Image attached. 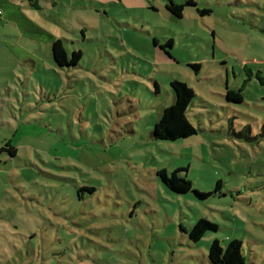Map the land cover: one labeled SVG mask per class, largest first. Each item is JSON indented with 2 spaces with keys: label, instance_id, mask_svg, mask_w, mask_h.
Here are the masks:
<instances>
[{
  "label": "rangeland",
  "instance_id": "rangeland-1",
  "mask_svg": "<svg viewBox=\"0 0 264 264\" xmlns=\"http://www.w3.org/2000/svg\"><path fill=\"white\" fill-rule=\"evenodd\" d=\"M40 1L83 56L50 68L52 33L0 27V146L17 148L0 151V264H212V241L235 238L264 264V0H195L183 17L169 0ZM34 57L44 69L20 64ZM174 79L195 90L197 132L156 140ZM179 167L206 198L168 187L160 171ZM203 217L218 230L193 242Z\"/></svg>",
  "mask_w": 264,
  "mask_h": 264
},
{
  "label": "trees",
  "instance_id": "trees-1",
  "mask_svg": "<svg viewBox=\"0 0 264 264\" xmlns=\"http://www.w3.org/2000/svg\"><path fill=\"white\" fill-rule=\"evenodd\" d=\"M34 7H38V0H28ZM186 5H197L195 0H187L185 3H177L174 0H169L166 3V8L174 15L178 17L184 16V10ZM201 14L209 13L210 9H199ZM157 43V40H155ZM174 40L169 38L165 45L162 47L166 50L168 54L170 51L166 48L167 46L172 47ZM53 57L56 64L63 68L78 67L80 65L83 52L81 49H76L68 52L65 48L61 39H56L52 45ZM194 66L198 69L200 67L199 63H195ZM247 68V65L245 64ZM171 86L174 91V102L168 106H165L162 110L159 120L154 124L152 131V136L156 140H174L182 137H188L195 134L196 128L192 122L187 117L186 111L191 101L195 96V90L189 86L187 83L174 79L171 81ZM159 85L156 83V91H158ZM243 88L241 89H228L227 98L231 101L241 102L243 100ZM263 132L259 136L264 137V127ZM250 127L244 128L241 133L236 135L245 136L248 140H256L258 135H250ZM246 133L248 135H246ZM6 150L12 156L16 155L17 148L13 146L9 141L1 146L0 151ZM187 168L179 167L168 174L165 170L160 171V176L164 182L168 185L170 189L176 192L184 193L193 190L197 196L200 198H206L208 193H203L198 191L193 187L191 180L180 175L179 173ZM220 187V182L216 184V190ZM217 223L209 220L208 218H199L192 228L188 231L189 238L193 242H199L201 238L205 235L208 230H218ZM209 261L212 264H244L245 255L243 251V241L240 239H232L225 246H222L218 239L212 241L209 247L208 253Z\"/></svg>",
  "mask_w": 264,
  "mask_h": 264
},
{
  "label": "crops",
  "instance_id": "crops-1",
  "mask_svg": "<svg viewBox=\"0 0 264 264\" xmlns=\"http://www.w3.org/2000/svg\"><path fill=\"white\" fill-rule=\"evenodd\" d=\"M19 1L20 2L11 1V0H0V10H2V12L0 13V27H3L4 24L12 21L14 22L19 21V19L23 17L26 20L37 25L38 32L43 34L52 33L53 34V39L51 40L52 45L54 40L56 39L62 40V37H59L57 35L58 29L56 26L57 25L59 26L60 23H63V20L60 19L58 20V18L56 16H53L52 13L47 12L48 8L45 7L40 0H38V4H39L38 7H34L28 0H19ZM67 51L71 52L73 50L70 51L67 50ZM45 56L47 57L50 68L52 67L58 70H63V69L69 70L76 68L75 66L70 68H63L58 66L54 60L53 52L52 53L50 51L46 52ZM20 64L21 65L28 64L33 68H36V66H38L39 68L44 69V65L35 57L33 59H24L21 61Z\"/></svg>",
  "mask_w": 264,
  "mask_h": 264
},
{
  "label": "built area",
  "instance_id": "built-area-1",
  "mask_svg": "<svg viewBox=\"0 0 264 264\" xmlns=\"http://www.w3.org/2000/svg\"><path fill=\"white\" fill-rule=\"evenodd\" d=\"M2 11L0 10V13H1Z\"/></svg>",
  "mask_w": 264,
  "mask_h": 264
}]
</instances>
